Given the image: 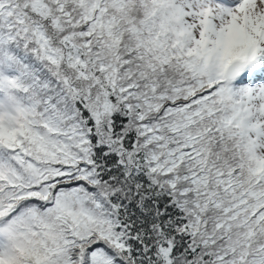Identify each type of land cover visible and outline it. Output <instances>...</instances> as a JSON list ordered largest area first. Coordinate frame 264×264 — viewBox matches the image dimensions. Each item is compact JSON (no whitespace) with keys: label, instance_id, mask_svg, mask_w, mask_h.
<instances>
[{"label":"snow or ice","instance_id":"1","mask_svg":"<svg viewBox=\"0 0 264 264\" xmlns=\"http://www.w3.org/2000/svg\"><path fill=\"white\" fill-rule=\"evenodd\" d=\"M0 264H264V0H0Z\"/></svg>","mask_w":264,"mask_h":264}]
</instances>
